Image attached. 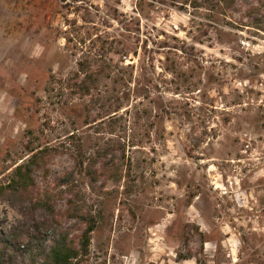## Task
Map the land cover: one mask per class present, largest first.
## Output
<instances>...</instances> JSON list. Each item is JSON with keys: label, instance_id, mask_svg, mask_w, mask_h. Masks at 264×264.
Masks as SVG:
<instances>
[{"label": "rangeland", "instance_id": "1", "mask_svg": "<svg viewBox=\"0 0 264 264\" xmlns=\"http://www.w3.org/2000/svg\"><path fill=\"white\" fill-rule=\"evenodd\" d=\"M231 1L217 15L213 0H0V184L29 128L58 147L34 172L55 210L35 211L36 242L62 231L79 245L94 223L75 264H264V0ZM83 59L104 69L101 91L120 77L148 97L110 117L103 96L91 107L71 89ZM21 211L0 202V236L29 227ZM15 241L17 264L41 263Z\"/></svg>", "mask_w": 264, "mask_h": 264}, {"label": "trees", "instance_id": "2", "mask_svg": "<svg viewBox=\"0 0 264 264\" xmlns=\"http://www.w3.org/2000/svg\"><path fill=\"white\" fill-rule=\"evenodd\" d=\"M232 2L231 0H213V7L216 9L215 13L217 15L224 14L225 7L227 4ZM225 5V6H224ZM86 60H80L77 63V68L72 74V86L71 89L73 94H78L80 98L85 95L90 96L91 107L96 106L97 103L101 101L103 96L108 100V108H112L108 111L107 115L114 116L115 112L122 109L123 103L128 102L131 96L136 95L137 93L142 95L143 98L148 97V91L144 90L145 93H139L138 87L129 86L127 80L121 79L120 77L114 82V87L111 90L101 91L99 89V79L104 72V69L96 68L92 70L89 68ZM107 93L105 96L104 93ZM113 106V107H112ZM74 112V117L77 119L80 117V109L74 108L71 109ZM114 113V114H112ZM153 118H156L154 125L157 128L162 126V117L159 114H155ZM86 118L84 124H89L90 121ZM76 121H72L71 124H74ZM29 139L26 142L25 150L28 154V157L25 161L18 163L12 173L8 177L6 183L0 184V202L5 201L8 204L18 207L23 215L25 216L26 223L31 226L32 235H28L27 229H23L21 233L15 232V229H10L6 234L0 236V264H17L16 260L11 255L15 249L18 248L19 243L15 241L18 237L28 236V241L26 242L25 249L30 253L31 248H35L36 260H41L40 264H75L74 260L83 253H86L90 238V233L94 229V223L89 224L84 231L82 232L79 240V245H76L74 241L70 240L67 236V233L62 231H57L53 233L51 238V244L47 246L45 241H38L35 234L44 224L45 219H35L34 213L37 210L43 211L47 216L53 217L54 207L48 201L33 196V191L35 190V179L34 172L41 169L43 174L46 175L48 169L46 163L49 161L51 156L57 152V146L51 145L47 137H38L34 135L31 128L27 130ZM67 139H69L75 148V153L73 154V160L76 167L83 169L85 173L89 172L88 167H82L85 162V143L87 142V136L84 130L79 131V129H73L66 133ZM36 140L34 141L33 140ZM36 138V139H35ZM38 140L39 143H36ZM41 144H44V147L40 148ZM73 172L70 171L62 176V184H71ZM72 191V190H70ZM74 198L67 200L68 206H72L74 203ZM24 223V222H23ZM26 223H24L26 225ZM27 230V231H26ZM33 245V246H32ZM8 252V256H5V253Z\"/></svg>", "mask_w": 264, "mask_h": 264}]
</instances>
